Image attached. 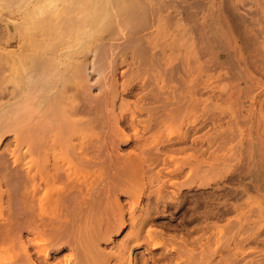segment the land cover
Segmentation results:
<instances>
[{
  "label": "rangeland",
  "instance_id": "rangeland-1",
  "mask_svg": "<svg viewBox=\"0 0 264 264\" xmlns=\"http://www.w3.org/2000/svg\"><path fill=\"white\" fill-rule=\"evenodd\" d=\"M23 1L24 0H22V2ZM146 1L148 3L149 0H145L144 3ZM141 2L140 0L139 1L137 0V3L141 7H144L145 9V17H146L145 20H147V16H148L147 13L149 14L148 16L149 19L147 20L148 23L144 21L143 22L144 24L142 23L144 26L141 25L139 27V28L144 27L143 28L144 30L140 29L142 30L140 32L143 33L138 32V34L140 35L135 37L137 39H135L136 42H134L135 41L134 40L133 43L134 44L137 43L135 44V46L137 45L139 47V50L142 48L145 50V51L144 50L140 51L142 52L141 55L143 54V52H145L147 55L144 53L145 55V59H144L143 57L144 55L141 56L140 54H138V56L139 57L141 56V58L143 59L141 60L140 58L138 60L139 58L138 56L133 57L129 53L127 59L129 62L126 60L124 64L122 63L118 65L119 69L117 75L116 77L113 76L115 77L114 79L117 78L118 80L117 79L116 80L120 82V83L116 82L117 84L116 87H119L120 86L119 84L122 85L123 83L125 85V88L128 87L127 90L125 91V88L121 86L122 88L121 87H119V89L117 88L116 91L119 90V92L116 93L115 91L116 88H114V90L112 89L115 84V82H113L114 79L112 78V76H111L112 79L108 76L109 78L106 84L111 85L112 82L113 85V87L111 88L113 90L112 93L116 94L118 97L117 98L115 95V98H113L114 96L113 94H107L111 92L109 90L110 87L107 88L109 85L105 87L106 88L105 90H102L104 89V87H100L99 74L96 71H94V69H92L93 68L92 65L90 67L88 65V67L86 68L87 72L89 73L88 75L90 79L89 85H91V87L88 91L85 92L86 94H84L85 97L83 98L84 100L86 98V102H83V100L82 102L79 101L80 103H77L79 104L78 107L76 106L77 109L79 108L82 110L86 107V109L88 108L89 110H91V112L95 111V113H92V116L95 118L96 117L95 115L98 114L97 112L98 108H93V106L96 104V102H99L100 99L98 98H100V95H102L101 99H104L106 100V102L109 103L108 105H106V102H103V100L100 101V104L98 103L100 105V108L102 106L104 110V107L106 106L105 108H107V110L106 109L105 111L101 110L102 112H106V114L104 113L105 114L104 116L103 114H100L103 116V118L102 116L100 117L97 116L99 117V119L96 117L98 120H96V122H93V126H95V129L94 128L92 129V127L91 128L88 127L89 129H87L86 127L85 129V127H83L82 124L81 126H79L80 124H77L78 126H76L75 123L74 126L71 125L68 126L65 122L63 121H62L63 123L61 122V120H63L62 117H58L59 119H61L60 120L61 124H59L58 126L59 121H57L56 123L55 119L57 118L54 117L55 118L54 121L53 120L51 121L54 122V125L57 124V127L51 130V124H52V122L50 121L51 117L50 116L47 117L48 115H46V118H43L42 120L44 122L42 124L43 126H41L42 130L41 129L38 130L37 128L33 127V122H35L34 120H36V118L38 117L35 112V115L32 114L34 116H30L32 119L29 118L30 121L32 120L31 122L26 120L25 122L22 123L26 125L25 127L24 125L23 127H21L22 125L20 124L21 125L20 129L8 131L6 133V136L2 138V140H0V160H2L5 166H9V168H13V167L16 168L13 162V152H14L13 150L16 148V144L19 143L21 139L22 142L24 143H26V141L29 142V144L32 141H33L32 143H35L34 144L35 148L33 147V149H35L34 153H36L35 156H37L38 158L36 167L43 168L47 166H60V167L62 166L63 168L67 169L68 165L72 164L71 168L74 169L76 172H78L81 181L82 180L84 181V179L89 177L90 180L96 179L95 181L93 180L94 184L97 181V178L95 177H98V175L102 174V176H100L101 178H98L97 186L95 187V185L93 184L94 187L98 188L99 190L102 184L101 179L102 178L105 180L107 179L106 182L105 180L102 179L103 183L105 184H102L103 186L101 188L102 189L108 188L107 198L111 195V197H109L110 198L109 201H111L112 205L115 204L114 206L115 207L117 206L116 208H120V206L118 207V204L120 202L121 203L119 205L126 207V213L125 212L122 213L123 215L121 214L122 211H120L119 209H117L118 210L117 211L115 210L116 208L110 207L112 209L114 208V211L111 213L109 217V220L112 221L110 222L112 224H110V226L108 227L110 229H107L106 227L104 228L103 226V228L101 227L102 230L97 231L98 232L97 234H95L96 232L92 233V235L88 234L87 236L88 239L84 238V240L88 241L90 240L89 236L91 239L92 236H95L94 240L92 241H95L96 239V242H98L96 243L97 248H99L100 246L99 249L101 250L102 248L104 249L105 252L111 251L110 253H112V251L114 252L115 250H119V247H121L120 250H124L128 247L133 251L135 257L137 255L135 260L138 259L137 262H139L140 259L143 260L147 257L148 255L147 253L150 249V246L147 243L149 238H146L148 236L149 229L157 227L155 229V234L156 231L157 233L159 232V234H157L158 236L156 239L163 242L164 245L162 244L161 245L162 248L161 247L160 249L158 248L159 250L157 249L155 253L156 256L162 257L165 260V262L162 261L159 262L158 264H164V263L165 264H213V263L232 264L230 261L233 260V263H235L237 258L238 260L239 259L240 260L236 261L235 264H252V262L253 264H264V242H263L264 222L258 223L259 220L260 221L264 220L263 219L264 216V0H155L151 2L149 1V3L151 4L148 7L146 6L149 3L148 4L142 3L143 4L142 6ZM159 6H163V7L161 8ZM156 7L162 9L161 13L164 16L161 14L160 17L161 19H158V8ZM253 13H255L256 15ZM150 14H152L153 17L154 16L156 17L152 18V16L150 17ZM3 17L4 18L7 17V15H5L4 12H3ZM160 21H162L163 23L161 22L162 24H160ZM210 22L211 25L209 26ZM203 24H205L204 27ZM158 26L161 27L159 28ZM208 27H210V30L212 31H210ZM211 33L213 34L211 35ZM210 35L212 36L211 38ZM160 37L161 38L163 37V39H161ZM141 41L147 46L144 45ZM118 42L119 41H113L111 43L113 44ZM152 45H156L157 47H159V49L153 46L155 48L154 50V48H151ZM146 47L149 48L148 49L149 52H151V49L154 52V53L151 52L153 54L152 57L154 56L153 58L149 55L151 53L146 51L147 49ZM156 52L159 53L156 54ZM164 52L166 54H164ZM159 54L160 55L162 54L161 56L166 55L165 56L166 62H165V58L164 57L162 58ZM90 55H91V60L94 61L95 55L92 53H90ZM149 57L152 59V61L150 60ZM162 65L163 66L166 65L165 68L166 67L167 68L164 70L163 69L164 67H162ZM173 68L174 70H172ZM138 69L140 70L138 71ZM168 69L170 70V72ZM136 70L138 72H135ZM161 71H163L162 72L163 74L161 73ZM132 73L134 75H137V77L136 76L134 77ZM131 76L134 78H132ZM129 77H131L132 79ZM125 82L128 85L127 87ZM145 83H147L148 86ZM159 85L160 87H158ZM11 88H12L11 83L5 82L0 84V91L4 92V94H2L4 100L3 97L0 98V103L5 102V99L8 98L9 95L7 94L10 92L9 89ZM120 88L122 90H120ZM149 89L152 91V94H150L151 91H148ZM102 93H104V95ZM157 93L162 96V97L157 96L158 99H161L162 101L163 98H165V100L167 101L166 97L170 100L171 96L172 97L177 96L176 101L175 98H171L170 100L171 102L175 101L174 102L175 104L174 103L172 104L168 100V103L170 102L171 104L168 105L167 107L165 106L163 107L162 103L164 102L160 100V102H158L159 104L156 106L157 103L156 102H155L156 104L153 103V101H150L149 98L150 95L153 97ZM106 95L109 96L107 97ZM110 95L112 96L111 101H110L111 99ZM179 95L183 96L185 99L183 98L184 99L183 100L182 97L180 98ZM113 99H115L114 100L115 103L113 102ZM180 99L183 100L184 102L181 101ZM101 102H103L104 104ZM110 102H113L114 106H112ZM116 104L118 106L120 105V108ZM184 105L186 106L184 107ZM88 106H90V108ZM95 106L97 107V104ZM108 110H112V111H108ZM122 110L125 112V114H127L128 117H132L130 115L134 111H136V119H145L149 115H151V113L155 114L157 112L172 111V112H168L171 114V119H170L171 122L165 124L163 126L164 128L159 127L153 131L148 132L147 137L149 138V140H151L150 137L155 138V140H159L160 138L165 140L166 138L168 139L169 136L170 138L172 137V139L187 136V138H185L187 141V145L184 144V142L186 143V141L181 142L182 144H184L182 146H180L179 144L180 142H178L177 144L179 145L177 144H176L177 146L175 145V147L177 148H175L173 152L170 153L171 151L170 150L168 151L169 153L166 152L161 153L162 156L165 154L167 155L166 157L164 156L165 157L164 159L167 158L166 161L159 160V161H154V163H152L151 161H146L145 164L144 162L143 164L141 163L143 165V166L141 165L143 171H141L140 174L137 175V177L135 176L134 178H132V180L134 181V182L132 181V183L134 184L133 186L134 188H132L133 190H131L134 196L135 195L141 196L140 207H142V209H145V211L146 210L148 211L151 208V207L149 208V206L153 205L154 203L153 201L151 202L152 204L149 205L150 202L147 201V198H150L152 196H154L153 198H155V196L157 195L156 192H158L159 187L156 180L158 179L159 173H160L159 175H161L162 173V176H166V174L168 175L170 171L169 169L174 170V168L179 167L180 164L183 165L184 163H186L185 164L186 169L184 168L183 170L178 171L179 176L176 178L179 182L180 181L182 182L180 183L177 182L179 183L177 187L176 185L175 186L166 185L167 187L165 186L163 188V191L165 192L163 194L166 196L171 194V196H175V197L179 196L180 198L181 197L183 198L186 195L184 197L186 198V200L190 196L189 198L190 201L188 200L190 205L191 203H194V201L197 199L198 196L204 195L203 197L206 199V200L204 199L205 201L204 205L206 206L205 210L206 212L208 210L212 211V212L210 211V214L206 219H203L204 221H200V220L197 221V220H193L192 218L190 221L188 218L191 217V213L189 211L184 212L185 210L183 209L182 211L181 210L180 211L184 213L183 214L184 216H182V213L180 211L179 212L181 213V215L179 212H177L176 217L170 214V212L169 213L167 212V214L162 215L164 209L166 208L164 207L165 205L164 203L163 204L160 203L161 205L160 204L159 205L163 206L162 208L158 204L156 205L158 208L160 207L159 208L160 210L155 209L157 207L154 208L153 206H152L153 208H151L152 211L159 210L160 213L157 215L156 213L157 211L156 212L154 211L153 212L154 215H151L150 218H153V216L154 218L156 216H161L160 220L163 217L162 220L163 221L165 220L163 222L164 224L161 223L162 224L161 226L160 224L161 221L159 222L158 219L157 222L160 225L158 223L157 224L152 223L154 227L150 226L151 224L150 225L148 224L149 226L146 225L145 226L146 228H144V230L142 231V236H140L141 239L143 238L142 239L143 241L141 240L142 241L141 246H136L134 244L135 235H136L135 231L138 228L134 227V224L131 222L137 220L133 221L132 217H134L133 216L134 214H132L133 211H131L130 209L131 207H129V205H131L134 198L128 200L130 199L129 195H127L126 192L124 193L122 189H120L122 192H120L119 190L117 191V189L115 191L113 190V193L115 195L110 194L111 193L110 190L114 188L110 185V182L112 181L114 186L115 183L114 181H119L121 179V177L118 178V176L116 175L120 176L121 174L123 177L122 173H124L123 170H125L126 166L128 165V170H129V168L133 164L132 162L109 163L110 157L112 158L111 160H113L114 157L116 158V156L119 155L120 156L122 155V157H124L125 155H127L128 151L133 150V147L135 149V146L132 145L133 146L132 147L130 144L128 145L125 144L124 142H121L122 140L120 134L122 129H124L129 134L134 133V128H132V126H129L127 124H125V126L124 125L120 126L117 124L116 121L117 119H114L119 115V113ZM85 112L88 113L86 110ZM86 113L83 114L84 117L85 116L87 117V115L89 116V114ZM35 116L36 118H34ZM81 116L82 115H80V117ZM83 116L81 118H83L84 121H86L88 118L91 117L90 115V117L86 119ZM172 116L174 117V120ZM45 119H48L51 123L48 124L49 123L48 121L47 122L48 125H47L45 123L46 122ZM94 123H96L97 126ZM85 125L88 124L85 123ZM30 129H32L33 131H31ZM16 133H19V137H20V138L18 137L19 140H17L15 137ZM195 138H196V142L193 143ZM190 139L193 141H191ZM153 140L154 139H152V143L154 142V144H156L157 142ZM164 140H161V142L163 141L162 143H164L166 141ZM158 142L161 144L160 140ZM41 143L43 144V146L49 143H52V145L48 147L46 145L45 146L46 148L44 147L45 149H42V146L39 145ZM154 144H151L153 145L151 146V148L153 149L155 148ZM179 146L183 148L184 151ZM178 147L180 150H178ZM25 149L26 147H24L23 152L26 151ZM176 150H178L179 152H177ZM152 151L158 153V150L156 148ZM60 152L64 153L63 155L64 157H62L61 155L62 153ZM82 153H85V155ZM168 154H170V156ZM54 155L56 156L58 155V156L54 157ZM106 156H108L109 159ZM59 157L60 160L58 159ZM82 157L83 158L85 157L84 160L87 159V157H89L88 159H90L91 157L92 163L87 162L89 164L83 165V162H81L77 164L76 160L77 162H79L78 159L81 160L83 159ZM101 157L103 159L104 157H106V159H108L109 161L106 160V163H104ZM27 158L30 157L28 156ZM200 158H202L201 160L204 159L206 163L204 161H201ZM160 159L163 160L162 158ZM70 160L72 163H70ZM102 161L103 163H101ZM198 161L203 164L199 163ZM53 162H56V164H54ZM73 162L76 163L77 165L74 164L75 165L74 166ZM197 162L199 163V165H197L198 164ZM222 164H224L225 166ZM119 165H121V167H123V165L126 166L125 168H121L119 167ZM116 166L119 167L120 170H122V172L117 171L119 169ZM215 166L218 167L214 169ZM112 167L113 168L116 167L117 170L115 168L112 169ZM200 167L202 169H200ZM18 169L23 170L24 167H20V168L18 167ZM126 171L127 169L125 170V172ZM113 172L116 174L115 176L118 178V180L116 177L115 180L113 179L114 177ZM125 175L126 174L124 173V178L122 179L123 182L127 180V177ZM201 177L203 178L202 180L200 179ZM191 180L193 183L191 182ZM98 183L101 184L99 185ZM141 183L143 184L141 185ZM93 185L90 187L92 188ZM82 187L84 188V186ZM3 188L5 189L6 187L4 186ZM101 188L100 191L102 190ZM171 188L172 189L175 188L173 189L175 190L174 192H176V193L173 192V194L175 195L172 194L173 190ZM95 190L93 189V191L95 192L98 191L97 189ZM197 191H199V193ZM152 192L153 194L151 195ZM97 193L95 195H97ZM100 193H103V190ZM238 195L239 196L241 195V197H239ZM194 197L196 199H193ZM19 199L21 201L20 207L26 208L25 207L26 200L24 199V197L21 196ZM189 203L186 202L187 205L185 204L186 205L185 208L188 207ZM226 205L227 206L230 205L228 207L230 211L234 207L235 208L240 207V209L237 208L238 211L237 210L235 211L234 208L233 209L234 212L228 211L227 215H225L226 214L225 213L223 216H217L218 217L217 219L216 215L213 212L217 209V206L223 207L222 209H224ZM205 206H203V209ZM213 207L215 208V210H212ZM231 207L233 208L230 209ZM187 213L190 216H188ZM245 213L246 216L244 215ZM1 214L2 212L0 211V217ZM185 214L187 215L186 218H185L186 216ZM121 216H124V218L128 222L126 221L124 225L121 224V226H119L120 224L118 223L120 222H118L117 220L119 219L120 221ZM181 216L184 217L183 220ZM212 216L214 219H212ZM19 217L23 218V215L20 214ZM169 217H171L173 220L172 221L173 223L171 222L173 224L172 225L173 227L171 226V224H170L171 227H168V223H166L168 222L167 220L170 219ZM100 218L101 215L100 217H98V219ZM175 220L178 221L176 222ZM192 220L195 222V224L193 223ZM206 220L208 221L207 224L209 226L206 224L207 222ZM232 221L234 222L231 223ZM182 222L185 224L184 226ZM165 223L167 224V227L165 226ZM198 223L201 225H199ZM256 223H258L259 226ZM251 224H252L251 226L252 229L250 228ZM260 224L262 226H260ZM21 225L23 226L24 224ZM131 225L133 228L131 227ZM193 225H196V228ZM247 228H249L248 232L246 231ZM203 229L204 231H206L205 232L206 234L204 233ZM200 230L203 233H201ZM101 231L103 232V234ZM152 231H154V229ZM192 231L194 233H192ZM18 232L19 230L14 232V234L20 236L21 233L19 234ZM23 232H24L23 240L24 239L25 241L27 240L28 242L27 241L26 242L29 244L30 242L29 240L32 236L25 229H23ZM14 234L9 236V238L4 240L0 244V264H11L14 261H16L17 258H19V254L21 251L19 249L21 248L19 247L21 246V243L19 242H21V240L20 238L18 240L17 235ZM248 234H251V236L249 237ZM252 234H255L256 237L255 235ZM105 235L106 236L108 235V237H106ZM192 235L193 236L195 235V237H193ZM243 236L245 237L247 236V241H245V239L244 240L241 239V238H245ZM98 237L102 240H100ZM186 237L187 238L189 237L188 240L185 239ZM248 237L249 239L252 240L255 239V241L253 242L252 240H250L249 242ZM182 238L185 240L183 241L184 243L182 241H179V240H183ZM240 239L243 241H241ZM171 241L174 243H171ZM84 244L86 245L87 243L84 242ZM125 245H127V247H125ZM242 245L244 246L241 250ZM32 246L33 245H31L30 243L29 247L31 248ZM122 246H124L125 248L123 247L122 249ZM71 247L73 248V246L69 244L66 247H64L62 251L59 252L54 251L55 253L53 252L54 254L52 255V259L58 260L63 258L64 260L65 258L69 259L71 257L75 259L79 254L78 253L76 254L75 252L76 250L74 251ZM32 248H34V246ZM169 248H171V250ZM174 248H176V250ZM71 250H73L74 252H72ZM82 250L83 249L81 248L80 252ZM244 250L245 251L247 250L248 252L246 251L245 253ZM126 251H129V249L125 250V252ZM125 252H124L123 260L126 258L125 256L128 253L126 252L125 255ZM32 253L35 254L36 252L34 251ZM70 253H74L76 257L74 255L71 256ZM160 253L162 254V256ZM102 255H106V253ZM170 255H172L174 258L171 257ZM75 262L76 260L72 261L71 264H74ZM110 262L111 264H115V263L117 264L116 260H114L113 257H111Z\"/></svg>",
  "mask_w": 264,
  "mask_h": 264
},
{
  "label": "bare ground",
  "instance_id": "bare-ground-1",
  "mask_svg": "<svg viewBox=\"0 0 264 264\" xmlns=\"http://www.w3.org/2000/svg\"><path fill=\"white\" fill-rule=\"evenodd\" d=\"M144 1L145 0H142V2H141V0H140L142 6H143L142 3H144ZM149 1L151 2V1H155V0H149ZM149 1H148V3H149ZM138 3H137V0H24L23 2H22V0H0V78H1L0 84L7 82V83H11V86H12V88L9 89L10 92L7 94V95H9L8 98L5 99V102L0 103V140H2V138H4L6 136V133L8 131H10V130L13 131L16 129L18 130L21 127H23L24 124H22V123L25 122L26 120L30 121V119H32L30 116H34L35 112H36V115L38 117L36 118V116H35L34 118H36V120L37 119L38 120L37 121L34 120L35 122H33V127L37 128L38 130L39 129L42 130L41 126H43L42 124L44 123L42 120H43V118H46V115H48L47 117H49V116L51 117L50 121L51 120L54 121V119L57 118V119H55V121H56V123H57V121H59L58 126L63 121L68 126L69 125L74 126V123H75L76 126H78L77 124H80L79 126H81V124H82L83 127H85V129H86V127H87V129H89L88 127H90V128L92 127V129L93 128L95 129V126H93V122H96V120H98L99 117L102 116L100 114H103V116L106 114V112L101 111V110H103V107L101 106L102 109L100 108V105H99L100 101L103 100V102H106V100L101 99L102 95H100V98H98V99H100L99 102H96L97 107L95 106L96 104L93 106V108H98L97 109L98 114L97 115L93 114L96 117L99 116V117H97L98 119L96 117L94 118L92 116V113H95V111L91 112V110H89L88 108L86 109V107L82 110L79 108L77 109V107L79 105L77 103H80L79 101L82 102V100H83V102H86V98L84 100L83 97H85V95H84V94H86L85 92L88 91L91 87V85H89V82H90V79L88 77L89 73L87 72L86 68L88 67V65H89V67L92 65V67H93L92 69H94V71H96L99 74L100 87H104V89H102V88L101 89L105 90L106 89L105 87L107 85H109V84H106L108 78L109 77L111 78V76H112V78L114 79L116 77L118 69H119L118 65H120L122 63L124 64V62H126V60L128 59L129 53L133 57H137L138 54L141 55L142 52H140V51H142L144 49L142 48L139 50V47L137 45H136L137 46V48H136L135 44H137V43L134 44L133 41L135 39H137L135 37L140 35V34H138V32L142 31L140 29L144 28L143 22L145 21L146 23H148L147 20L149 19L148 18L149 14L147 13V15H148L147 20H145V18H146L145 17V9H144V7H141L139 5L140 3L139 4ZM145 3H147V1ZM150 4L151 3H149L146 7L150 6ZM154 4H155V2H154ZM159 7L162 8L163 6H159ZM159 7H156V8H158V19H161L160 17L162 14L161 13L162 9ZM2 10H3L4 14L7 15L6 18L3 17ZM163 10H164V8H163ZM255 13H253V14H255ZM151 16H152V14H150V17ZM154 17H156V16H154ZM154 17L152 16V18H154ZM224 17H226V16H224ZM155 22H156V19H155ZM161 22L162 21H160V24L163 23V22L162 23ZM146 23H145V26H146ZM141 25H143L142 26L143 28H139ZM204 25L205 24H203V27H204ZM207 25H208V23H207ZM210 25H211V22H210L209 26ZM208 28L210 30V27H208ZM160 31H161V29H160ZM210 31H212V30H210ZM259 32H261V31H259ZM140 33H143V32H140ZM204 33H206V32H204ZM212 34L213 33H211V35ZM259 34H261V33H259ZM145 35H147V34H145ZM211 35H210V38L212 37ZM161 36H162V34H161ZM145 37H147V36H145ZM208 38H209V36H208ZM143 39H144V37H143ZM161 39H163V37ZM141 40H142V38H141ZM110 41L111 42L119 41V42L112 44ZM134 42H136V40ZM143 42H144V40H143ZM144 45H146V44H144ZM159 45H161V44H159ZM153 46L157 47L156 45H152V47L151 46L150 47L154 48ZM162 48H164V47H162ZM148 49L149 48H147L146 51H148ZM157 49H159V47H157ZM154 50H155V48H154ZM165 50H166V48H165ZM151 52H153L152 49H151ZM151 52H149V53H151ZM90 53L95 55L94 61L91 60ZM144 53L145 52H143V54L141 56H143ZM158 53L156 52V54H158ZM164 54H166V53L164 52ZM149 55L152 57L153 54L151 53ZM141 56L140 57L138 56L139 57L138 60L141 58ZM165 56L163 55L161 57L165 58ZM143 57L145 59V55ZM161 57H159V58H161ZM141 60H143V59L141 58ZM150 60L152 61L151 58H150ZM155 60H156V58H155ZM165 62H166V58H165ZM167 63H168V61H167ZM165 66L162 65V67H164L163 68L164 70L167 68V67L165 68ZM138 67H139V64H138ZM177 67H175V68H177ZM139 70L140 69H138V71ZM172 70H174V68ZM138 71L136 70L135 72H138ZM159 71H160V69H159ZM162 72L163 71H161V73ZM169 72H170V70H169ZM113 76H115V77H113ZM118 76H119V74H118ZM133 76L137 77V75H134V74H133ZM131 77H129V78H131ZM134 77H132V78H134ZM116 79H114V81H113V82H115V84H116V82H118L117 81L118 79L117 80ZM118 83H120V82H118ZM127 83H128V81H127ZM127 83L125 82L126 87L128 86ZM115 84L113 87L112 82H111V85H109L107 87V88L110 87L109 90L111 92L109 91L110 93H107V94H113L112 92H113L114 88H116L115 91L117 90V88L119 89V87H121V86H123L125 88V85L123 83H122V85L119 84L120 85V86L118 85L119 87H116L117 84L116 85ZM145 84L147 85V83H145ZM149 85H150V83H149ZM158 87H160V85ZM121 88H120V90H122ZM127 88H125V91L127 90ZM131 89H132V87H131ZM131 89H130V91H131ZM151 89H153V88H151ZM148 91H151V90L149 89ZM117 92H119V90L116 91V93ZM2 94H4V92L0 91V98L3 97ZM102 94L104 95V93H102ZM150 94H152V91ZM113 95H114L113 98H115L116 94H113ZM119 96H121V95H119ZM157 96H161V95H159L157 93L153 97L150 95V98H149V100L153 101V103H155V102L157 103V104L155 103L156 106L159 104L158 102H160V100H161V99H158ZM116 97H117V95H116ZM181 97H182V99L184 98L183 96H180V98ZM110 98H111L110 99V101H111L112 100L111 95H110ZM144 98H145V96H144ZM147 98H148V96H147ZM171 98H175V101H176L177 96L176 97L171 96ZM171 98H170V100H171ZM98 99H97V101H98ZM166 99H167V101L165 100V98H163V101L161 100L162 102H164V103L161 102L163 107L164 106L167 107L171 103L173 104L175 102L173 100H172L173 102H171L167 97H166ZM178 99H179V97H178ZM3 100H4V97H3ZM114 100L115 99H113V102H114ZM168 100L171 103L170 102L168 103ZM183 100H181V101H183ZM121 101H123V100H121ZM181 101H179V102H181ZM103 102H101V103H103ZM113 102H110L112 104V106H114V103H115V102L114 103ZM116 102H117V100H116ZM176 103H178V102H176ZM108 104L109 103L106 102V105H108ZM98 105H99V107H98ZM112 106H110V107H112ZM185 106L186 105H184V107ZM88 107L90 108V106H88ZM105 107H104L103 111H105V109L107 110V108H105ZM118 107L120 108V105ZM83 110H84V112L86 110L88 113H86V112L85 113L89 114V116L87 115V117L86 116L84 117L83 114H85V113L83 112ZM93 110H96V109H93ZM114 110H116V109H114ZM108 111H112V110H108ZM168 112H172V111L157 112L155 114L151 113V115H149L145 119H136V111H134L130 115L132 117H128L127 114H125V112L122 110L119 113V115L117 114L118 116L116 118H114V119H117L116 121H117L118 125H120V126L124 125L125 126V124H127L129 126H132V128H134V133H132V134H129L124 129H122L121 134H120L122 141L121 140L120 141L124 142L125 144H128V145L130 144L131 146L132 145L135 146V149L132 146L133 150L128 151L129 154L127 152V155H125L124 157H122V155L116 156V158H118V159H116L114 157V159L111 160L112 159L111 157H110V159L108 156H106V157H108V159L110 160L109 163L132 162L134 164V166H133V164L131 165L129 170H128V165L127 166L125 165L126 168L124 165H123V167H121V165H119V167L125 168V170L127 169L126 172H125V170H123L124 173L126 174L125 176L127 177V180L125 178L126 181H124V182L122 180L124 178V173H122L123 177L119 172L118 173L120 174V176L116 175L115 173H116L117 168L119 169L117 171L122 172V170H120V168L117 166H116L117 168L114 167L116 170H115V173L113 172L114 173L113 179L115 180L117 178L116 176H118V178L121 177L120 180L122 182L120 180L114 181L116 184L114 183V186H113V182L111 181L110 185L112 187H114L115 189L110 186L112 189L111 190L109 189V190L111 192L110 194H114L113 190L115 191L116 189H117V191L119 190L120 192H122V191L124 193L126 192V194L129 195V197H130V199H128V200H131L132 198H134V200L132 201L131 205H129V207H131L130 209H131V211H133L132 214H134L133 215L134 217H132L133 221L137 220V221L131 222L134 224V227L138 228L135 231L136 235H135L134 244L136 246H141V244H142L141 242L143 241L142 240L143 238L141 239L140 236H142V231L144 230V228H146L145 227L146 225L151 224L150 226L154 227L153 224L154 223L157 224L158 219H159V222L161 221L160 224L161 223L164 224L163 222L165 220L164 221L162 220L163 217L160 220L161 216H156L155 218L153 216V218H150L151 215H154L153 212L155 211L154 209H153L154 211H152L151 208L157 207L156 206L157 204L158 205L160 203L165 204L164 207L166 209H164L162 215L167 214V212L168 213L170 212V214H172L173 216L176 217L177 216L176 213L179 212L180 210L182 211V209L185 210L184 212L189 211L191 213V217L188 218L190 221H191V218L193 220H197V221L198 220L204 221L203 219H206L208 217V215L210 214V211H211V210L210 211L208 210L209 208L207 209L209 211V213H208V211L206 212V210H205L206 206L204 205L205 204L204 203L205 198L203 197L204 195L198 194L200 196H198L197 199L194 197L193 199H196V200L194 201V203H191L192 206L194 205L192 207L189 203L190 196L189 197L187 196L188 199L186 200V198H184L186 195L183 198L182 197L180 198L179 196L178 197L177 196L176 197L171 196V194H169L168 196L163 194V193H165L163 191V188L166 185H172V186L176 185V187H177V185H179V183L182 182V181L179 182L176 178L179 176L178 171L183 170L185 168L186 163H184V164L182 163L183 165L180 164V166L177 165V166H179V167H176L177 169L176 168H174V170L169 169L170 171H169V173L167 172L168 175L166 174V176H162V173H161V175H159L160 173L158 174V179L156 177L157 180L156 179L155 180L158 184L159 189H158V192H156L157 195L155 196V198H153L154 196L147 198V201L150 202L149 205L152 204L151 203L152 201L154 202L153 205H151V206L148 205L149 208L151 207L148 211L147 210L145 211V209H142V207H140L141 196L140 195L134 196L133 192L131 191V190H133L132 188H134L133 187L134 184L132 183V181H133L132 178H134L135 176L137 177V175L140 174L141 171H143L142 170L143 169L142 168L143 162L145 164L146 161H151L152 163H154V161H159V160L160 161H166L167 158L166 159H164V158L167 155L165 154L162 156L161 153H165V152L169 153L168 151H170V150H171L170 153L173 152L175 150V148H177V147H175V145L178 142H180L179 143L180 146H182L184 144L187 145V141L185 139V138H187V136L178 137L175 139H172V137L170 138V136H169L168 139L167 138L165 139L166 141L164 139L160 138L159 139L160 142H161V140L165 141L164 143H162L163 142L162 141L161 144L158 142L159 140H155V138L150 137V136L149 137L151 138V140H149V138L147 137L148 132L153 131L159 127L161 128L165 124L171 122L170 121L171 114ZM32 114H34V115H32ZM80 115H82L86 119L88 117H90V115H91V117L88 118L86 121H84V119L81 118L82 116L80 117ZM103 116H102V118H103ZM41 117H42V119H41ZM58 117H62L63 120L59 119ZM48 119H45L46 124L49 121ZM60 120H61V122H60ZM173 120H174V117H173ZM50 121L48 124H50L52 122V121L51 122ZM85 123L88 125H85ZM52 124H51V130L53 128L57 127V124L54 125V122H52ZM94 124H96V123H94ZM25 126L26 125H24V127ZM96 126H97V124H96ZM30 130L33 131L32 129H30ZM192 136H194V135H192ZM192 136H191V138H192ZM15 137L17 140H19V138H20L19 133H16ZM174 137H176V136H174ZM152 139H154L157 143L156 144H154V142L152 143ZM182 141H186V143L184 142V144H182L181 143ZM191 141H193V140H191ZM194 142H196V138L194 139L193 143ZM31 143L29 144V142H27V141H26V143H24L20 139L19 143L16 144V148L13 150L14 151L13 152V162H14V165L16 166V168L15 167L9 168V166H5L4 163L2 162V160H0V211L2 212L1 217H0V221H1L0 222V244L4 240L9 238V236L13 235L14 232H16L17 230H19V232H18L19 234L21 233L20 236H18L17 234H14V235H17L18 240H19V238L21 240V242H19V243H21V246H19V247H21V248H19L21 251L19 254V258H17V260L11 264H71V262L74 260H76V262L74 264H111V262H110L111 257H113L114 260H116L117 264H121L122 262H123L122 264H136V262L138 261V259L135 260L137 255L135 257L133 251L130 248H128L127 245H125V247H127L129 249V251H126V252H128L126 255L125 250H128V249L126 248L124 250H120L121 247H119V250H115L114 252L112 251V253H110L111 251L105 252L104 249H102V248H101V250H102L101 251L99 249L100 246H99V248H97V246H96V243H98V242H96V239H95V241H92V240H94L95 236H92V239L89 236V239L92 242L90 240H88V241L84 240V238L88 239V237H87L88 234L92 235V233H95V232H96L95 234H97L98 233L97 231L102 230L101 227L103 228V226H104V228L106 227L107 229H110L108 227L110 226V224H112V223H110L112 221L109 220V217H110L111 213L114 211V208L117 207V206L116 207L114 206L115 204L112 205L111 201H109V199H110L109 197H111L110 194H109L110 196L107 198L108 188L107 187H106L107 189L101 188L103 186L102 184H105V183H103V180H105V179H103V178H102L103 180L101 179L102 182L101 181L100 182L102 184L98 183L99 185L101 184L100 188L103 190V193H100V192H102V190L100 191V188H99V190H98V188H95L97 186L98 178H101L100 176H102V174L98 175V177H95V178H97V181L94 184V181L96 179L90 180L89 177L84 179V181L83 180L81 181L80 177L78 175V172H76L74 169L71 168L72 164L68 165L67 169L63 168L62 166L61 167L60 166H47V167H43V168L36 167L37 162H38V158H37V156H35L36 155V153H34L35 149H33V147L35 146L34 145L35 143H32V144ZM150 143L154 144V147L158 150V153L152 151L155 148L154 149L151 148V146H153V145H151ZM190 143H192V142H190ZM179 144H177V145H179ZM39 145L42 146V149H45L46 145L48 147V146H51L52 143L45 144V146H43L42 143ZM24 147H26L25 152H23ZM179 147H178V150H180ZM21 149H22V151H21ZM181 149L184 151L183 148H181ZM178 150H176V151L179 152ZM83 152H86V151H83ZM60 153H62V152H60ZM60 153H58V154H60ZM82 154L85 155V153H82ZM61 155H62V157H64L63 156L64 153H62ZM168 155L170 156V154H168ZM28 156L30 158H27ZM55 156L56 155H54V157ZM106 157H104L105 160L101 157L103 159L104 163H106V160H108V159H106ZM84 158L81 160L78 159L79 162H77V160L75 159L76 163L79 164V163L83 162V165L92 163L91 157H90V159H88L89 157H87V159H85V160H84ZM160 158H162L163 160H161ZM58 159L60 160V157ZM94 159H97V158H94ZM201 159L202 158H200V160ZM82 160H84V161H82ZM185 160H186V158H185ZM103 161L101 163H103ZM201 161H204L206 163V161L204 159ZM87 162H89V163H87ZM53 163L56 164V162H53ZM70 163H72L71 160H70ZM76 163L73 162V165ZM199 163H201V162H199ZM199 163L197 165H199ZM201 164H203V163H201ZM230 164H232V163H230ZM230 164H228V165H230ZM222 165H224V164H222ZM139 166H141V167H139ZM200 166H202V165H200ZM219 166H220V164H219ZM18 167L19 168L24 167V169L20 170V169H18ZM216 167H218V166H215L214 169ZM114 168L112 167V169H114ZM226 168H228V167H226ZM200 169H202V168L200 167ZM118 178H117V180H118ZM200 179L202 180L203 178L201 177ZM106 181H107V179L105 180V182ZM91 182H93V183H91ZM177 182H179V183H177ZM191 182H192V180H191ZM90 183H91V185H90ZM143 183H141V185ZM93 184L95 185V187ZM92 185L94 187V188L93 187L92 188L94 190L97 189L98 193L95 192L96 190L93 191V189L90 187ZM197 185H198V183H197ZM4 186L6 187L5 189L3 188ZM82 186H84L85 189ZM180 187H182V186H180ZM194 187H196V186H194ZM120 189H122V191ZM173 189H175V188H173ZM156 190H154V191H156ZM174 191L175 190L172 191V194ZM149 192H151V191H149ZM197 192L199 193V191H197ZM96 193H97V195H95ZM174 193H176V192H174ZM183 193H184V191H183ZM201 193H203V192H201ZM216 193H217V191H216ZM152 194H153V192L151 193V195ZM173 195H175V194H173ZM21 196H23L24 199L26 200V204H25L26 208L20 207L21 201L19 198ZM235 196H236V194H235ZM239 197H241V195ZM212 199H214V198H212ZM186 202L189 203L187 208H185V206L187 205ZM109 204H110V206H109ZM119 204H118V207L120 206L121 209L116 208L115 210L119 209L120 211H122L121 214L124 212L126 213V207L119 205ZM116 205H117V203H116ZM203 206H205L204 209H203ZM226 206L224 207V209H222L223 207H220V206L219 207L221 209L218 206H217L216 210L214 207H213V209L212 208H210V209L215 210L213 213L216 215V217L217 216H223L225 213H226L225 215H227L228 211L234 212V210L236 211L237 208L240 209V207H236V208L234 207L235 209L233 207H231L230 209L233 208L234 210L232 209L230 211L228 208L230 205L227 206V209H226ZM110 207H114V208L112 209ZM160 207L162 208L163 206H160ZM159 208L157 207L155 209H159ZM159 210H156L157 212L155 211L157 213V215L160 213ZM127 211H128V209H127ZM181 213H180V215H181ZM261 213H263V212H261ZM20 214L23 215V218L19 217ZM147 214H148V216H147ZM183 214L184 213H182V216H184ZM100 215H101V218L98 219V217H100ZM187 215H188V213H187ZM187 215L185 216V218L187 217ZM244 215L246 216V213ZM145 216H147V217H145ZM182 216H181V218L183 220L184 217H182ZM188 216H190V215H188ZM171 217H169L170 219L167 220L168 222H166V223H168V227H171L173 225L172 224L173 220ZM119 218H120V216H119ZM179 218H176V219H179ZM219 218H221V217H219ZM165 219H166V217H165ZM173 219H175V218H173ZM212 219H214L213 216H212ZM217 219H218V217H217ZM260 219H261V216H260ZM263 219H264V216H263ZM117 221L120 222L118 224H120L119 226H121V224L124 225L127 220L124 218V216H121L120 221H119V219ZM190 221H189V223H190ZM215 221H216V219H215ZM233 222L234 221H232L231 223H233ZM259 222H264V220L263 221L259 220L258 223ZM166 223H165V226L167 227ZM184 223H185V220H184ZM184 223H183V226L185 225ZM193 223L195 224L194 221H193ZM201 223H203V222H201ZM207 223H208V221L206 222V224ZM258 223H256V224L259 226ZM21 224H24V225L22 226ZM118 224H117V227H118ZM162 224H161V226H162ZM170 224H171V226H170ZM191 224H192V222H191ZM252 224L250 225V228H251ZM186 225H187V223H186ZM199 225H201V224H199ZM193 226H195V228H196V225H193ZM260 226H262V225L260 224ZM131 227H132V225H131ZM245 227H247V226H245ZM156 228L157 227L150 228L148 231V236L146 238H149L147 243L149 244L150 249L148 247V249H149V251L147 253L148 255H147V257L145 256L146 257L145 259H143V258H142L143 260L140 259V261H139L140 264H158L159 262H162V261L165 262V260L162 257L156 256V253H155V251L158 248L160 249L161 245L163 244V242L156 239L158 236L157 234H159V232L157 233V231L155 234ZM189 228H191V227H189ZM23 229L27 230L28 233L31 234L32 237L29 240L30 241L29 244L31 243V245L34 246L35 250H34V248H32L33 246L31 247L32 249L29 247L27 240H26L27 242L25 241V239L23 240V235H24ZM153 229H154V231H152ZM247 229H246V231L248 232L249 228H247ZM165 230H166V228H165ZM242 230H245V229H242ZM193 231H192V233H194ZM203 231H204V229H203ZM200 232H201V230H200ZM205 232L206 231H204V233ZM247 232H245V233H247ZM201 233H203V232H201ZM255 233H257V232H255ZM102 234H103V232H102ZM248 235H249V237L251 236V234H248ZM252 235H255V234H252ZM102 236H104V235H102ZM247 236L246 237L243 236L245 238H241V239H243V240L245 239V241H247ZM106 237H108V235ZM172 237H174V236H172ZM193 237H195V235ZM249 237H248V239H249ZM255 237H256V235H255ZM188 238L186 237L185 239L188 240ZM257 238H258V236H257ZM100 240H102V239H100ZM144 240H145V238H144ZM171 240H173V239H171ZM243 240H241V241H243ZM250 240H252V239H249V242H250ZM83 241L86 242L87 244L85 245ZM179 241L183 242L185 240L183 239V240H179ZM252 241L254 242L255 239H253ZM263 242H264V240H263ZM171 243H174V242L171 241ZM171 243H169V244H171ZM69 244H71L73 246V248L72 247L71 248L74 251L76 250L75 251L76 254L77 253L79 254L76 257L74 255V253H70L71 256L74 255L76 257L75 259L73 257H71L74 260L71 258H69V259L65 258L64 260H63V258L58 259V260L52 259V255L56 251H58V252L62 251V249ZM185 244H186V242H185ZM243 246L244 245H242L241 250H242ZM117 247H118V245H117ZM123 247L124 246H122V249H123ZM81 248L83 250L80 252ZM169 249L171 250V248H169ZM174 249L176 250V248H174ZM33 250L36 252L35 254H37V255L32 253V252H34ZM73 250H71V251L74 252ZM246 251H245V253H246ZM124 252H125L126 258L123 260ZM105 253H106V255H102ZM168 253H169V251H168ZM168 255H167V257H168ZM161 256H162V254H161ZM170 256L173 257L172 255H170ZM140 257H138V258H140ZM170 258H169V260H170ZM175 258H176V256H175ZM234 258H236V257H234ZM239 260L237 258L236 261H239ZM236 261H235V263H236ZM139 262H137V264H139ZM230 262L232 264H235V263H233V260H231ZM113 263H115V262H113ZM238 263H240V262H238ZM254 263H257V262H254ZM252 264H253V262H252Z\"/></svg>",
  "mask_w": 264,
  "mask_h": 264
}]
</instances>
